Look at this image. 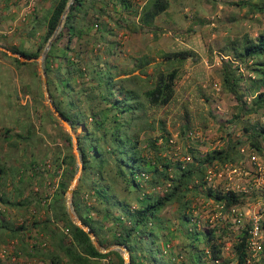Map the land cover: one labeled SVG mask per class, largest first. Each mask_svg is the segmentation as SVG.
I'll use <instances>...</instances> for the list:
<instances>
[{"label": "trees", "instance_id": "16d2710c", "mask_svg": "<svg viewBox=\"0 0 264 264\" xmlns=\"http://www.w3.org/2000/svg\"><path fill=\"white\" fill-rule=\"evenodd\" d=\"M70 2L56 0L44 22L34 20V34L39 28L45 29L37 52L15 53L29 60L38 58L58 29ZM110 2L117 17L106 10ZM135 7L132 0H75L44 63L56 109L74 130L84 127L86 131L78 137L83 169L74 193V211L103 248L127 247L130 264H177L175 259L180 256L184 258L182 264H188L186 258L192 264H247L249 224L237 231L234 257L230 259L224 255L223 238L234 225L200 224L197 216L200 206L207 203L223 204L224 213L245 204L243 193L213 186L207 180L210 169L219 172L226 166L243 165L244 141L227 135L221 137V147L206 151L190 147L182 160L177 153L169 155L173 143L167 123L152 116V111L168 107L176 97L180 76L176 62L196 59L195 54L192 51L165 54L163 63L156 64L151 73L148 68L153 59L143 56L136 61L138 75H119L118 68L106 62L88 65L70 47L75 39L80 41L90 36L94 28L104 40L113 35L114 29L104 23V17L130 32L153 28L156 19L168 10L169 0H147L142 7ZM250 7L251 12L264 14V6ZM127 14L134 15L141 28L128 20ZM63 42L65 48L59 51L58 46ZM223 57L226 58L221 61L223 90L238 103L239 113L235 118H247L243 131L248 135L252 152L264 156V121L253 123L250 118L260 114L264 117V33L257 39L246 36L240 44L233 43ZM54 59H58L56 65ZM242 66L249 67L247 73ZM79 85L80 108L75 106V101L65 104L61 96H69ZM59 87L63 88L61 96L55 92ZM190 121L191 115L187 113L183 117V136L188 141L201 140L192 137L198 131ZM63 138L65 146L73 150L70 134L66 132ZM63 165L59 188L47 209L46 219L34 218L30 227L2 216V243L6 246L19 238L21 246L16 248L15 255L22 251L23 257L45 264H104L106 259H110L107 264H125L119 251L101 253L87 232L71 221L66 194L79 170L73 153ZM85 184L89 189L86 198L82 195ZM199 199L204 201L202 205H198ZM26 201L17 206L24 207ZM169 207L177 218L165 221L161 215ZM66 228L70 233L63 231ZM33 231L38 233L39 242L29 249L26 242L33 239ZM176 233L184 237L179 253L174 251ZM42 241L48 242L47 247H43ZM126 258L129 259L128 254Z\"/></svg>", "mask_w": 264, "mask_h": 264}, {"label": "rangeland", "instance_id": "374dc122", "mask_svg": "<svg viewBox=\"0 0 264 264\" xmlns=\"http://www.w3.org/2000/svg\"><path fill=\"white\" fill-rule=\"evenodd\" d=\"M31 1L0 0V194L2 193L0 206L11 210L7 215L0 214V218L4 216L15 224L17 223L15 218L27 219L30 210L39 206L38 198L46 195L50 197L54 189L58 190L57 185L60 184L58 179L65 168L63 161H66L72 153L77 159L79 170L76 176L79 179L77 181L75 176L70 187L77 189L82 170L80 171L74 138L78 139L86 132L84 127H77L75 130L72 128L70 131L54 113L48 99L50 95L48 78L43 73L45 61L42 63L41 60L45 49L38 58L31 60L15 53L38 51L45 29L39 28L34 34L32 30L34 20L37 18L38 21L44 22L56 0H35L37 11L30 21L17 22V17ZM132 1L137 9L147 0ZM253 4L264 6V0H169L168 10L172 11L169 13L171 17L167 14V10L156 19L153 28L130 32L126 27L118 28L110 22V19L104 17V23L114 29L113 35L107 36L104 40L94 28L90 36H84L80 41L75 39L70 47L75 50L74 54L82 55L88 65H102L106 62L116 66L119 75L128 73L138 75L136 61L143 56L153 59L148 68L151 73L156 64L163 63L165 54L192 51L196 59L176 62L175 66L179 68L180 76L174 101L166 108L152 111V116L167 123L169 138L173 143L169 155L177 153L182 160L189 153L190 147L200 151L221 147L223 143L220 139L227 135L244 141L242 151L245 158L240 167L241 174H226L216 180V185L243 193L246 202L239 208L249 216L262 215L263 222L264 156L258 154L257 161L251 159L253 152L248 143V135L243 131L246 125L244 121L247 118L243 120L235 118L239 113L238 103L231 94L223 90L220 61L224 51L232 47L233 43L240 44L246 36L257 39L258 35L264 33V14L251 12L250 6ZM113 9L114 5L110 2L106 10L115 15ZM127 15L128 20L135 21L137 27L141 28L139 20L134 15ZM65 44L63 42L59 45L58 50L62 51ZM53 63L56 65L58 59H54ZM242 68L243 72L247 73L249 67L246 69V66H242ZM79 87L80 85L69 96H61L62 87L55 92L57 96H61L65 104L75 101V106L80 108ZM248 103H251L250 99ZM187 113L191 115L192 128L201 134V140L188 141L183 136V117ZM262 115L250 117L251 121L263 122ZM66 132L72 137L73 150L65 146L63 137ZM155 134L159 135V131ZM262 143L264 145V138ZM79 156H81L80 151ZM2 163L11 164L16 168L25 166L28 171L38 167L36 179L26 177V174L23 181L19 180L17 171L7 170ZM42 179L46 181L43 184H41ZM35 182L42 191L39 194L33 191ZM87 185H82V195L85 198L89 193ZM24 200H27L24 207L17 206L19 203H24ZM67 201L68 192L66 194L68 210ZM197 203L202 205L204 201L199 199ZM200 207L199 215L206 218L208 213L202 206ZM209 209L210 206L206 210ZM161 218L165 221L174 220L177 215L174 209L169 207L162 213ZM2 240L0 236V247L5 245ZM236 240L237 232L228 231L224 236L226 258L234 257L233 245ZM173 242L175 253H179L182 250L184 237L176 233ZM8 245L14 246L12 241ZM112 246L114 245L109 247ZM126 254L125 264L130 261L126 258ZM186 261L192 264L188 258ZM0 264L7 262L0 260ZM256 264H264V257Z\"/></svg>", "mask_w": 264, "mask_h": 264}, {"label": "built area", "instance_id": "2783aa9c", "mask_svg": "<svg viewBox=\"0 0 264 264\" xmlns=\"http://www.w3.org/2000/svg\"><path fill=\"white\" fill-rule=\"evenodd\" d=\"M37 11V5L35 0H32L27 7L24 8V10L19 14V16L17 17V22L19 23H27L28 21H30L32 15ZM15 27V26H14ZM97 27V26H96ZM224 58L223 56L220 58V61H222ZM216 87L218 85H215ZM193 138L196 139H201V134L199 132H194L192 134ZM251 159L253 161H257V156L252 153L251 155ZM186 160H190V158H187ZM38 171V167H36L35 169H32L31 171V176L33 178H35L36 173ZM23 171H21L19 178L22 177L23 175ZM238 175L241 174V168L240 167H230V166H226L224 169H222L221 171L217 172L213 169H210L208 171V175H207V180L209 181V183H211L213 186H216V180L219 178H222L224 175ZM36 179V178H35ZM61 177H59V181L60 182ZM59 185H57L58 187ZM34 189L33 191L35 192V194H39L41 192L38 184L35 182V184L33 185ZM56 187V188H57ZM228 190H230V188H227ZM57 189H54L51 197L45 199L44 201H42V205H46V211L50 205V202L52 200V197L55 194V191ZM41 200V198H40ZM208 206L211 207V209L206 210L208 208ZM203 210H205L208 215L206 216V218H203L202 215H199L200 212H198L197 216L200 219V224H206L209 223L212 226H216V225H224V222H230L231 224L234 225V227L229 228V230H231L233 233H236L241 227L243 228L246 224L250 225V228L248 230L249 232V238H248V248H249V253H250V257L247 261V264H256L259 263L262 258L264 257V227L262 225V215H252L249 216L248 214L244 213L242 211L241 208L239 207H233L229 210V212L224 213V205L223 204H218V205H211L210 203H207L206 205H204ZM211 214H210V213ZM0 213L7 215L9 212H7V209L4 207H0ZM48 213V211H47ZM49 214V213H48ZM39 216V210L34 208L32 210H30V214L28 216V218H19V221H17L18 225L21 224H25L30 226V224L32 223V220L34 218H37ZM63 231L68 234L70 233L69 229H63ZM43 242V241H42ZM47 241H44L42 243L43 247H47ZM13 246H2L0 247V260L1 261H6L7 264H45L43 261H40L38 259H34L31 261H26L25 263H21L20 259H21V252L18 253L19 256L15 255V252L13 251ZM23 258V257H22ZM177 264H182V261L184 260V258L182 256L177 257L176 259ZM110 259H106L104 260V264L109 263Z\"/></svg>", "mask_w": 264, "mask_h": 264}, {"label": "water", "instance_id": "95a60500", "mask_svg": "<svg viewBox=\"0 0 264 264\" xmlns=\"http://www.w3.org/2000/svg\"><path fill=\"white\" fill-rule=\"evenodd\" d=\"M74 1H75V0H71L69 6H68V8H67V10L65 11V13H64V15H63V17H62V20H61V23H60L58 29L56 30V32H55L54 36L52 37V39L48 42V44H47V46H46V48H45V51H44V53H43V55H42V58H41L42 63L46 60V58H47V56H48V52H49V50L51 49V47H52V45H53V42L55 41L56 37L58 36L59 32L61 31V29H62V27H63V24H64V21H65V18L67 17V14L69 13V11H70L72 5L74 4ZM43 73H44V75H46L45 70H43ZM45 85L47 86V81H46V80H45ZM48 99H49V102H50L51 105H52V108H53V110H54V113L59 117V119L64 123V125H65V126L71 131V130H72L71 125H70L69 122H68V121H67V120H66V119H65V118H64V117L58 112V110L56 109L55 105H54L53 102H52V99H51L50 95L48 96ZM74 140H75V147H76V150H77L78 163H79L80 171H81V170L83 169V163H82V160H81V156H79V144H78V139H77V138H76V139L74 138ZM75 179H77V181H78L79 177L76 176ZM74 192H75L74 188H73V187H70L69 190H68V201H67V203H68V214H69V216H70L71 221H72L75 225L81 227L82 229H84V230L87 232V234L92 238V240H93V242H94L96 248H97L101 253H109V252H111V251H121V254L123 255V257L125 258L124 254L127 253L128 256H129V260H130V251H129V249H128L127 247H125V246H117V245H115V246L109 247L108 249H104V248L99 244V242H98V240L96 239V237H95L93 231H92L89 227H87V226H86V225L80 220V218L77 217V215H76L75 212H74V209H73V207H72V199H73V196H74ZM126 264H130V261H129L128 263H126Z\"/></svg>", "mask_w": 264, "mask_h": 264}, {"label": "crops", "instance_id": "0c3cea01", "mask_svg": "<svg viewBox=\"0 0 264 264\" xmlns=\"http://www.w3.org/2000/svg\"><path fill=\"white\" fill-rule=\"evenodd\" d=\"M170 12H172V11H167V14H169ZM170 15V17H171V14H169ZM38 35H39V33H38ZM23 57V56H22ZM5 162H7V161H5ZM2 165L3 166H5V168L8 170V169H10V170H15V171H17V175H19L20 176V173H21V171H23L24 173H23V175H22V177L21 178H19V180H24V176L26 175V177H32L31 176V171H32V169H30V171H28L29 169H26L25 168V166H20V167H18V168H16V166L14 167L13 165H11V164H8V163H2ZM28 172V173H27ZM29 179V178H28ZM32 179V178H31ZM22 180V181H23ZM16 181V180H15ZM17 182V181H16ZM46 182V181H45ZM44 182V180L42 179V181H41V184H43V183H45ZM10 184V183H9ZM48 184V183H47ZM11 192V191H10ZM42 192V191H41ZM52 194V193H51ZM51 194H50V197H51ZM1 196H2V193L0 194ZM42 196V195H41ZM47 196V197H46ZM45 197H43L42 196V198H41V200H40V198H38V200H39V206L37 207V209L39 210V216L37 217V219H40L41 221L42 220H45L46 219V217L48 216V213H47V211H46V205H40V201L42 202V201H44L45 199H47V198H49L48 196L49 195H46ZM1 207V206H0ZM2 207H4V208H6L7 209V212H9V213H11V210L9 209V208H7V207H5V206H2ZM32 209H34V208H32ZM31 209V210H32ZM75 212V211H74ZM75 214H76V212H75ZM77 215V214H76ZM77 217H78V215H77ZM21 218V217H20ZM18 219H19V217H17V218H15L14 220H17L18 221ZM38 233L37 232H35V231H33V233H32V237H33V239L32 240H27V244H28V246H29V249H31V247L33 246V244H35V243H37V242H39L38 241V237H36V235H37ZM38 236V235H37ZM33 241V242H32ZM13 242V251H15V253L17 252L16 251V248H19L20 246H21V243L19 244V241L16 239L15 241H12ZM115 246V245H114ZM2 247V246H1ZM20 252V251H19ZM22 252V251H21ZM22 254V253H21ZM23 256H21V259H20V261H21V263H25L26 261H31V260H34L33 258L31 259V258H22Z\"/></svg>", "mask_w": 264, "mask_h": 264}, {"label": "bare ground", "instance_id": "6f19581e", "mask_svg": "<svg viewBox=\"0 0 264 264\" xmlns=\"http://www.w3.org/2000/svg\"><path fill=\"white\" fill-rule=\"evenodd\" d=\"M124 256H125V254H124Z\"/></svg>", "mask_w": 264, "mask_h": 264}]
</instances>
